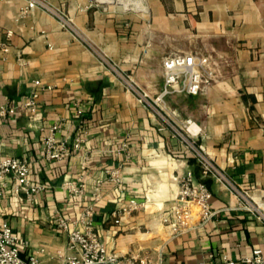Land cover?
Segmentation results:
<instances>
[{"label": "crops", "instance_id": "1", "mask_svg": "<svg viewBox=\"0 0 264 264\" xmlns=\"http://www.w3.org/2000/svg\"><path fill=\"white\" fill-rule=\"evenodd\" d=\"M47 1L64 7L83 39L45 10L24 14L28 0H0V29L14 31L11 50L0 63V102H23L36 79L53 86L41 94L39 118L21 112L0 122V158L31 161L32 180L44 186L29 197L14 190L12 178L6 177L8 186L0 195V223L9 222L27 242L22 255L37 254L40 264H59L60 253L73 251L68 232L56 225L55 210L77 220L90 204L96 208L94 231L119 254L133 251L164 264L250 255L264 243V223L231 209L238 205L234 193L202 176L172 128L126 88L90 45L150 97L164 87V56L213 55L216 79L199 94H168L167 112H176L180 126L195 122L197 141L206 152L264 206V0ZM78 109L87 131L82 148L62 160H45L38 119L45 127L60 122V135L72 142L80 126ZM115 168L121 183L109 177L107 170ZM189 170L197 179L205 178L219 215L175 233L166 219L173 218L179 178ZM78 177L86 183L81 195L63 187ZM96 188L101 192L98 202ZM134 197L145 201L144 207L117 222L112 213Z\"/></svg>", "mask_w": 264, "mask_h": 264}, {"label": "built area", "instance_id": "2", "mask_svg": "<svg viewBox=\"0 0 264 264\" xmlns=\"http://www.w3.org/2000/svg\"><path fill=\"white\" fill-rule=\"evenodd\" d=\"M40 8L52 14L60 25L73 33L76 38L82 34L67 13L64 7L54 5L47 0H28L24 14ZM14 35L12 29L2 31L0 29V63L7 58L11 50V42ZM102 58L103 63L114 71L122 80L127 89L132 90L141 101L145 102L157 113L173 130V136L184 144L187 151L191 152L194 160L201 166L203 177H212L215 181L228 187L238 199V205L231 208L239 212L249 213L264 223V206L257 203L252 196L243 190L236 182L218 166L216 161L206 152L197 141L198 128L196 123L187 120L182 126L176 123L175 111L167 112L165 97L173 92L199 94L212 83L217 77L218 61L213 55H204L196 52H173L163 58L164 87L156 97H150L148 93L137 85L132 76L120 72L116 66L92 45ZM22 60V58H20ZM53 86L45 85L40 79L34 80V87L21 103H13L6 98L0 102V122L8 118H15L21 112L29 114L33 119L39 118L41 109V94L44 90L52 89ZM83 111L78 109L80 126L71 142L60 135L61 123L55 122L50 126H43L40 121L39 128L43 132V157L49 162L62 160L73 150H79L87 140V131L84 126ZM175 116V117H174ZM2 140L0 139V146ZM127 149V144L122 147ZM111 180L121 183L123 177L118 168L107 170ZM32 162L14 156L0 158V195L8 186L6 177L12 178V188L21 191L31 197L44 189L42 184L34 182L31 178ZM180 190L175 200L173 218L166 219L167 225L175 233L187 232L191 229L204 225L219 215V210L212 207L213 191L201 180L197 179L194 172L189 170L179 178ZM63 187L75 195H81L86 183L83 177L76 180H67ZM93 197L96 202L101 199L99 188L95 189ZM145 201L139 198H131L124 207L115 210L112 216L120 222L125 215L133 214L141 210ZM55 221L58 228L69 234L68 248L73 253H60L59 264H164L161 258H152L149 255H141L137 252L119 254L110 251L105 242L93 229V217L96 214L94 205H87L77 220L66 217L59 209L55 210ZM82 223V228L75 226ZM19 234H17L9 222L0 223V264H40L37 254L22 255V246H27ZM213 255H211L212 257ZM201 264H264V243L256 246L252 253L239 260L223 256L220 261Z\"/></svg>", "mask_w": 264, "mask_h": 264}, {"label": "trees", "instance_id": "3", "mask_svg": "<svg viewBox=\"0 0 264 264\" xmlns=\"http://www.w3.org/2000/svg\"><path fill=\"white\" fill-rule=\"evenodd\" d=\"M200 166V165H199ZM201 167V166H200ZM201 171H202V169H201ZM195 174V173H194ZM203 176V175H202ZM202 182H204V183H206L207 184V181L205 180V178H201L200 179ZM208 185V184H207Z\"/></svg>", "mask_w": 264, "mask_h": 264}]
</instances>
